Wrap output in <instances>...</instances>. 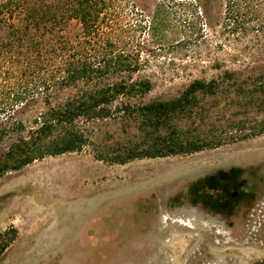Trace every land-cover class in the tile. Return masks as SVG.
<instances>
[{
    "label": "rangeland",
    "instance_id": "rangeland-1",
    "mask_svg": "<svg viewBox=\"0 0 264 264\" xmlns=\"http://www.w3.org/2000/svg\"><path fill=\"white\" fill-rule=\"evenodd\" d=\"M159 4L168 11H154ZM108 9L98 28L114 55L138 63L133 79L152 81L147 100L172 97L194 79L210 80L225 69L264 70V61L234 62L237 47L222 42L223 11H209L210 29L200 11L176 0H113ZM62 27L75 41L81 38L77 21ZM219 100L207 99L199 117L184 120L193 132L220 139L215 149L108 164L95 158L98 151L137 138L136 128L115 116L90 126L93 147L6 173L0 178V233L17 234L0 264L263 260L264 133L239 140L255 131L262 113L238 98Z\"/></svg>",
    "mask_w": 264,
    "mask_h": 264
},
{
    "label": "trees",
    "instance_id": "trees-1",
    "mask_svg": "<svg viewBox=\"0 0 264 264\" xmlns=\"http://www.w3.org/2000/svg\"><path fill=\"white\" fill-rule=\"evenodd\" d=\"M112 1L0 0V178L46 157L93 147L90 126L115 116L136 128L137 138L98 151L95 158L108 164L215 149L220 139L193 132L184 122L199 117L207 99L218 104L221 98H238L262 113L255 131L239 140L264 133V70L259 67L225 69L210 80L194 79L172 97L147 100L152 81L133 79L138 63L114 55L98 28ZM176 2L200 11L210 29L209 11H223L222 42L237 47L234 62L264 61V0ZM154 11H168V6L159 4ZM72 20L81 27L76 41L60 29ZM66 90L68 95L56 99ZM16 234V229L0 233V255Z\"/></svg>",
    "mask_w": 264,
    "mask_h": 264
}]
</instances>
